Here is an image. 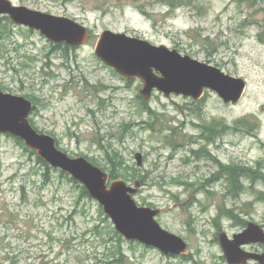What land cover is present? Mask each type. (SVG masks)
Instances as JSON below:
<instances>
[{
  "label": "rangeland",
  "instance_id": "rangeland-1",
  "mask_svg": "<svg viewBox=\"0 0 264 264\" xmlns=\"http://www.w3.org/2000/svg\"><path fill=\"white\" fill-rule=\"evenodd\" d=\"M9 1L76 21L90 38L65 55L39 32L21 27L0 48V90L32 101L31 124L69 157L85 158L108 174L114 169L129 186L139 181L135 200L161 209L157 221L191 252L165 255L125 241L126 264H228L219 234L239 233L241 219L264 228V1ZM107 30L243 78L244 98L234 106L212 91L201 101L155 91L145 101L138 79H124L95 56ZM243 120L248 127L236 129ZM226 126L232 128L226 132ZM26 147L0 134V264L105 261L94 227L106 231L113 224L102 207L81 200L79 185L60 171L47 172ZM231 166L260 168L258 176L251 173L255 185L242 179L244 190L236 197L228 194Z\"/></svg>",
  "mask_w": 264,
  "mask_h": 264
},
{
  "label": "water",
  "instance_id": "water-1",
  "mask_svg": "<svg viewBox=\"0 0 264 264\" xmlns=\"http://www.w3.org/2000/svg\"><path fill=\"white\" fill-rule=\"evenodd\" d=\"M0 16H7L13 23L41 33L55 44L70 47L85 45L90 34L88 29L68 18L56 17L26 7L15 6L9 0H0ZM95 56L121 77L138 79L143 88L140 92L149 101L155 91L167 98L179 95L201 101L206 92H215L225 104L238 105L247 90V82L223 70L201 63L177 50L123 33L103 31L98 39ZM34 110L31 101L0 90V134L22 140L37 156L82 185L89 196L102 208L115 229L127 242H138L155 248L165 255L188 256L190 249L181 237L165 230L157 221L160 209L140 206L134 196L141 188L140 182L129 186L122 179L111 180L108 173L94 166L85 158H71L58 149L56 140L39 133L31 124ZM142 166L143 155H136ZM221 246L229 264H246L256 260L264 264V255L247 253L242 246L264 244V229L251 223L246 231L229 240L220 237Z\"/></svg>",
  "mask_w": 264,
  "mask_h": 264
},
{
  "label": "trees",
  "instance_id": "trees-1",
  "mask_svg": "<svg viewBox=\"0 0 264 264\" xmlns=\"http://www.w3.org/2000/svg\"><path fill=\"white\" fill-rule=\"evenodd\" d=\"M184 0H181V3ZM247 2L248 0H242ZM258 2V1H264V0H253L252 2ZM182 5V4H181ZM171 8H175V4L174 3H170L169 5ZM22 31L21 27L16 26L8 17H1L0 18V48L3 47L5 45V42H7L8 40H11L17 36L16 31ZM30 32V30H28ZM16 45H20L19 41L17 40ZM53 49L56 51H62L63 53H65V55H67L68 50L70 49H75L72 47H69L67 45H53ZM147 106H145L144 108L146 109ZM238 126L236 127V129H239L240 126L242 128H246L248 127V125L244 124V120L243 121H238ZM207 128V127H205ZM232 127L230 126H226L225 127V131L228 132ZM222 131L224 132V129L222 128ZM16 141L22 145L23 147H26V145L24 144L23 141H21L20 139L15 138ZM27 148V147H26ZM28 150V148H27ZM33 155H36L35 152H32ZM40 164H42L45 168L47 172H51L52 170L54 171H59V170H55L52 169L47 163H45L43 160L39 159L38 161ZM110 163H112L111 159H110ZM1 161H0V165H1ZM227 176L228 178H230V180L232 181L231 184V188L228 190V194L232 195L234 197H236L237 195H239V193H241L244 190V186L242 185V179H248L251 181V183L253 185H255V183L257 182L256 177H252L251 173L256 174V176H258V173L260 171V168L258 167L257 169H244V168H240V167H235V166H231V167H227ZM244 170H248L244 171ZM110 177L112 180L118 179L117 173L115 172L114 169H110ZM61 172V171H60ZM59 172V173H60ZM63 178H68L72 183H75L76 185H79V187H81V200L82 198H88L90 199L89 194L85 191V189L75 180H73L70 176H68L65 173L60 174ZM49 176L45 173V181L44 184L46 185L49 181ZM21 190L23 193V199L24 200H29L30 196L29 193L26 191V187L25 185L21 186ZM206 194H209V192H205ZM79 198V199H80ZM101 216H103V212L101 211ZM231 218L233 219H237L236 216H232ZM104 222H108L107 218H103V223ZM95 231L97 232V237L102 240L101 242H103V247H104V255H103V259L105 261H98V264H126V262L128 261V258L126 257L125 254V249H124V243L125 240L120 236V234L116 231L115 228H113V225H111L109 228L106 229V231H101L100 227H94ZM105 230V228H104Z\"/></svg>",
  "mask_w": 264,
  "mask_h": 264
},
{
  "label": "flooded vegetation",
  "instance_id": "flooded-vegetation-1",
  "mask_svg": "<svg viewBox=\"0 0 264 264\" xmlns=\"http://www.w3.org/2000/svg\"><path fill=\"white\" fill-rule=\"evenodd\" d=\"M230 219L235 220L233 218H230ZM251 223H254V222H250V221L248 222V221H244L241 219V223L239 225L238 224L236 225V227H239L241 229V231L237 234H234L231 238L225 232H221L219 234L220 245H221L220 237L222 234H226V236L228 237L229 240H233L236 235L241 234L244 231H246ZM262 229H264V228L262 227ZM221 248H222V246H221ZM241 248H242V250H244L247 253L256 254V255H264V244L263 243L246 244V245H243ZM245 248H250V250H246ZM222 250H223V248H222ZM223 253H224V250H223ZM224 255H225V253H224ZM225 258H226V256H225ZM226 260H227V258H226ZM246 264H262V263L259 261H256V260H251V261H248Z\"/></svg>",
  "mask_w": 264,
  "mask_h": 264
}]
</instances>
